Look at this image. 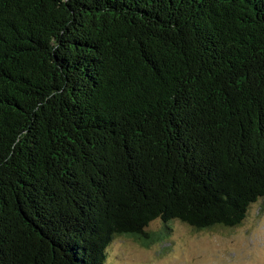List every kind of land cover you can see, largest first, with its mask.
<instances>
[{
  "label": "trees",
  "instance_id": "obj_1",
  "mask_svg": "<svg viewBox=\"0 0 264 264\" xmlns=\"http://www.w3.org/2000/svg\"><path fill=\"white\" fill-rule=\"evenodd\" d=\"M263 198L264 0H0V264H104Z\"/></svg>",
  "mask_w": 264,
  "mask_h": 264
},
{
  "label": "rangeland",
  "instance_id": "obj_2",
  "mask_svg": "<svg viewBox=\"0 0 264 264\" xmlns=\"http://www.w3.org/2000/svg\"><path fill=\"white\" fill-rule=\"evenodd\" d=\"M166 225L168 230L156 220L148 226L145 231L160 234L149 246L115 239L104 264H264V198L234 228L198 231L178 221Z\"/></svg>",
  "mask_w": 264,
  "mask_h": 264
}]
</instances>
